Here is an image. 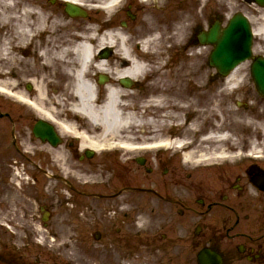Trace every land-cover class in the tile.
I'll return each mask as SVG.
<instances>
[{
    "label": "bare ground",
    "instance_id": "6f19581e",
    "mask_svg": "<svg viewBox=\"0 0 264 264\" xmlns=\"http://www.w3.org/2000/svg\"><path fill=\"white\" fill-rule=\"evenodd\" d=\"M71 1L91 7L93 11L102 9L107 12L114 11L121 3L120 0H105L100 5H93L95 0ZM169 1L140 0L143 10L137 27L115 25L112 31L103 35L97 33L98 29L94 25L81 27L60 12H51L31 1H24L17 10L12 5L6 9L0 7L3 8L0 10L1 18L14 22L15 39L19 46L38 35L44 37V43L34 51L40 61V71L35 72L36 77L33 79L36 87L33 96L30 98L23 91L11 93L7 89L10 85V73L2 68L0 90L29 102L39 115L56 123L62 132L75 135L82 150H99L103 146L112 148L117 144L132 150L138 146L134 141L146 139V136L156 138V128L160 125L165 129L167 121L174 117L171 109L184 111L191 106L187 92L183 88L174 91L170 86L159 90L158 97H153L148 102L155 116L150 118L152 116L149 110L146 112L149 117L146 113H138V108L141 109L145 104L142 97H139L138 107L130 102L139 93L130 91L120 81L130 78L140 82L145 76L151 75V84L161 86L165 78L171 79L173 75L182 77L193 67L198 81L197 88L203 90L205 86L203 47H198L197 53H184L181 63L170 69L171 53L184 45L188 34L190 12L185 5L172 10ZM204 2L205 0H197V20L203 19ZM10 12L12 15L8 14ZM260 14V17L264 16L263 11ZM256 34L264 35L263 24L256 29ZM136 38L142 40V45H135ZM10 40H5L0 46L3 49L1 54L5 55L3 64L8 67L14 63L15 70L19 72L15 57L6 50ZM106 48H111L113 53L108 57H101L100 53ZM32 59L34 58H25L24 61ZM95 74L113 79V83L108 86L107 99L101 104L94 98ZM55 78L59 79L55 81ZM236 80L237 73L234 71L228 77V82L235 83ZM52 86L60 87L61 91L53 95ZM202 94L201 91L199 102ZM67 108L71 110L70 113ZM157 110L165 111L166 114L156 119ZM78 115L86 118V121H81ZM176 143L178 147L181 146L179 141ZM54 155L61 166L67 169L68 156L62 150L56 151ZM187 157L193 159L194 152Z\"/></svg>",
    "mask_w": 264,
    "mask_h": 264
},
{
    "label": "flooded vegetation",
    "instance_id": "af4514ba",
    "mask_svg": "<svg viewBox=\"0 0 264 264\" xmlns=\"http://www.w3.org/2000/svg\"><path fill=\"white\" fill-rule=\"evenodd\" d=\"M16 115L15 111L9 112V118L0 117V121L13 125ZM5 132L7 128L0 127V140ZM23 137L21 132L15 135L16 141L10 142L9 137L0 141V264H50L42 261V252L33 250L28 237H33L32 230L40 223L48 236L63 237L75 232L76 245L80 247V201L86 193L70 184L75 193L59 197L62 187H56L57 183L50 188L46 172L16 166L15 149ZM157 160L159 165L170 162L162 157ZM172 172L171 180H177L180 174L176 168ZM55 175L51 178L59 182ZM192 179L190 176L187 183L154 184L155 199L149 198L148 204H140L145 200L137 199L131 210H120L119 218L112 221L107 220L102 208L88 209L91 219L106 223L105 236L101 232L99 239L95 237L105 239L103 249L110 255L108 264H124V254L148 256L134 264H201L198 254L207 247L220 254L222 264H264V162L244 161ZM130 186L141 188L128 182L121 187ZM105 196L119 208L118 189ZM139 211L154 223H167L171 236L163 246L152 227L143 234L135 233L134 214Z\"/></svg>",
    "mask_w": 264,
    "mask_h": 264
},
{
    "label": "rangeland",
    "instance_id": "374dc122",
    "mask_svg": "<svg viewBox=\"0 0 264 264\" xmlns=\"http://www.w3.org/2000/svg\"><path fill=\"white\" fill-rule=\"evenodd\" d=\"M100 1L103 0H95V2ZM133 2H136V0H133ZM215 4L216 3H213V6ZM213 8L216 10L215 7ZM230 9V11H232V7ZM89 12L90 15L88 18H78L76 20L81 27L88 26L91 23L90 21H101L104 16V12L102 11L95 12L89 10ZM137 14L140 17V11H138ZM123 16L124 15L121 14L118 19L114 18L113 21L119 24L120 21L124 19ZM139 17L135 22L129 23L128 26L134 25V27H137L136 25L139 22ZM90 25L99 28V23ZM210 50V47H208L207 56L204 55L206 73L203 90L197 88L198 81L193 67L187 72V75L178 78L173 75L171 79L165 78V82L161 84L160 88H153L151 90V92L157 93L162 88H168L169 86L172 87L174 91H176L177 88H183L191 101V106L184 111L176 110V108L171 109L174 117L168 121L170 126H168L165 131L162 127L157 128V134L160 135L159 137L169 135V137L176 138L177 140L189 142V144H191L189 149L198 153L220 152L221 150L229 151L228 149L233 150L237 145H239L238 149H244L248 147L249 143L264 147V124L261 123L263 122L261 115L264 113V102L260 101L256 104L257 101L246 99L249 98L250 95H253L254 91L252 88L253 84L249 80V68H246V65H244L241 70V76L246 78V83L248 85L242 92L237 93L233 91V88H229L228 85L223 84L222 80H218L215 69L209 65L208 56ZM184 53L193 54L194 51L189 48L185 49V47L177 49L176 52L173 53L172 67L170 66V69L177 67L181 63V58ZM201 91L203 94L199 102L198 98L201 95ZM244 96L246 98H244ZM241 102H248L252 105L249 104L248 107L244 106L243 108V104H240ZM238 104L241 106L239 107ZM161 114H165V112H157L158 117L161 116ZM210 134L227 135L229 138L221 140H208L204 138ZM144 141L146 140H141L140 142ZM81 167L82 169H88L89 165L83 163ZM98 259L99 261H103V257ZM86 262V256L81 255L80 263L85 264ZM88 262H90V260H88Z\"/></svg>",
    "mask_w": 264,
    "mask_h": 264
},
{
    "label": "water",
    "instance_id": "95a60500",
    "mask_svg": "<svg viewBox=\"0 0 264 264\" xmlns=\"http://www.w3.org/2000/svg\"><path fill=\"white\" fill-rule=\"evenodd\" d=\"M68 10L70 13H80L79 9L74 8L72 6H68ZM236 22H232L231 26L226 31H217V28H213L212 31L206 36L202 37L203 41H209L211 43L217 44V50L214 53L213 59L215 57L218 61L225 62L226 68L223 69L224 72H227L231 68L235 66L240 60L241 56L246 53L250 55V33L248 26L243 23L242 18H238ZM236 23L241 30V32H237ZM243 26L246 32V36L243 38ZM237 38H239V43L236 42ZM264 65V59L259 60L256 63V67L260 65ZM258 80H263V78L258 77Z\"/></svg>",
    "mask_w": 264,
    "mask_h": 264
}]
</instances>
